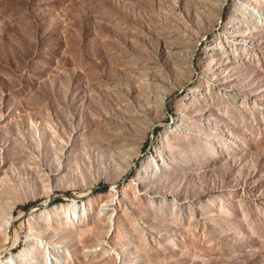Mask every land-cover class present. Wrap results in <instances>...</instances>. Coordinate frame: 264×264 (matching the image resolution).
I'll return each mask as SVG.
<instances>
[{"label": "rangeland", "instance_id": "1", "mask_svg": "<svg viewBox=\"0 0 264 264\" xmlns=\"http://www.w3.org/2000/svg\"><path fill=\"white\" fill-rule=\"evenodd\" d=\"M221 1L0 0V264H264V0Z\"/></svg>", "mask_w": 264, "mask_h": 264}, {"label": "bare ground", "instance_id": "2", "mask_svg": "<svg viewBox=\"0 0 264 264\" xmlns=\"http://www.w3.org/2000/svg\"><path fill=\"white\" fill-rule=\"evenodd\" d=\"M222 6H223V0L218 4L219 9H221ZM242 6L250 12V14H251L252 17H256V16H257V15H256V14H257L256 12H258V11H257V10L255 11L254 8L251 6V4H248V5H247V4L244 3V5H242ZM253 10H254L255 12H254ZM218 18H219V16L217 17V20H218ZM204 46H209V45L204 44ZM174 124H175V122H173V124H171L170 126H167L166 129L173 127ZM83 195H85V192H83L82 194H77V195L75 196V198H81ZM73 197H74V195L72 196V198H73ZM53 199H54L53 196L48 197V198L44 201V203H43L42 206L45 207V204H46L47 202L49 203V201H52ZM8 222H9V221H8ZM13 223H14V222H13ZM13 223H12L11 227L14 228ZM16 238H17L16 235H15V236H14V235H11V236H9V238H6V239H5V243H4L2 246H0V253L3 252V251H5V250L11 251V248H13L14 245H15V242H16L15 240H16Z\"/></svg>", "mask_w": 264, "mask_h": 264}]
</instances>
